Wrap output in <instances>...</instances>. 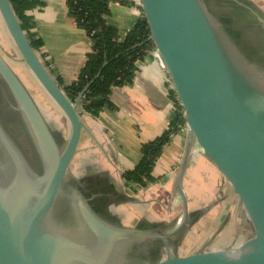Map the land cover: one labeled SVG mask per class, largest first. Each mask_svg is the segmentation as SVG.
I'll return each mask as SVG.
<instances>
[{"label":"water","instance_id":"obj_1","mask_svg":"<svg viewBox=\"0 0 264 264\" xmlns=\"http://www.w3.org/2000/svg\"><path fill=\"white\" fill-rule=\"evenodd\" d=\"M230 1L264 36V14L246 0ZM137 3L186 136L176 174L183 219L168 234H147L160 240L164 256L138 264H264V67L245 55L205 0ZM0 17L30 73L69 124L62 147V136L51 129L0 53V77L33 155V161L27 158L0 120V264H131L127 247L147 230L104 218L80 180L68 178L81 136L79 109L86 88L71 102L32 49L10 0H0ZM194 152L222 178L248 224V235L235 250L181 254L169 245L188 214L181 179Z\"/></svg>","mask_w":264,"mask_h":264},{"label":"crops","instance_id":"obj_2","mask_svg":"<svg viewBox=\"0 0 264 264\" xmlns=\"http://www.w3.org/2000/svg\"><path fill=\"white\" fill-rule=\"evenodd\" d=\"M38 1L39 5L28 13L34 23L33 31L43 43L41 51L50 64L53 77L68 86L84 66L91 51V41L69 15L65 0ZM124 1L126 3H111L110 15L106 19L118 30L121 39L141 21L137 0ZM216 1L213 4L211 0H205L215 16L226 17L232 10V1ZM246 1L264 14V0ZM227 4L229 10L225 11L223 8H228ZM136 66L132 83L113 89L109 99L114 110H104L94 117L80 106L82 129L72 162L76 170L84 172L78 177L83 189L90 181L104 184L99 187L103 192L86 193L94 202L97 200L96 207L107 208L125 227H137L141 223L156 225L161 230L158 234L164 235L178 227L183 219L176 174L185 150L186 136L179 133L164 147L153 170V175L160 178L155 183L137 191L125 183L123 173L141 161V146L161 137L177 112L167 77L153 51L150 50ZM43 95V102L35 101L47 123L54 132L68 136L66 117L47 95ZM45 109L52 112L48 115ZM191 155L193 158L181 179L188 214L180 229L169 238V245L181 254L235 249L247 237L248 224L232 192L208 160L195 152ZM208 233L209 240L212 238L217 242L224 236L233 246L198 249Z\"/></svg>","mask_w":264,"mask_h":264},{"label":"trees","instance_id":"obj_3","mask_svg":"<svg viewBox=\"0 0 264 264\" xmlns=\"http://www.w3.org/2000/svg\"><path fill=\"white\" fill-rule=\"evenodd\" d=\"M65 1L69 15L76 25L86 32L92 45L84 66L72 84L63 86L59 78L54 79L71 102H75L86 88L81 97V106L85 112L97 117L104 110L115 109L109 99L113 89L132 83L137 71V62L143 60L151 50L147 41L148 32L142 21H139L124 39H121L118 30L107 23L110 4L126 3L124 0ZM10 4L32 49L53 76L50 64L41 51L43 43L33 31L34 23L28 14L39 5V1L10 0ZM176 111L168 130L161 137L141 146L140 163L123 173L125 183L133 188V191L146 188L160 179L153 175L156 162L161 157L164 147L183 127L180 114L177 109Z\"/></svg>","mask_w":264,"mask_h":264},{"label":"flooded vegetation","instance_id":"obj_4","mask_svg":"<svg viewBox=\"0 0 264 264\" xmlns=\"http://www.w3.org/2000/svg\"><path fill=\"white\" fill-rule=\"evenodd\" d=\"M241 11L242 9L240 7L233 6L231 10L232 13L229 14L227 13L229 16L227 18L222 19V22L227 26V28L231 30L233 34V38L237 41L238 45H240L245 55H247L254 62V64L261 69V67H264V36L261 33V30L259 29L257 24L253 22L252 19H250ZM14 106H15V102L8 88L6 87L5 83L2 81L0 77V120L10 134L11 131H13L25 137L23 127L19 119L16 117V111L14 110ZM7 123L11 131L7 128ZM12 137L14 138V136ZM24 154L27 156L29 160L33 161V155L31 150H30V154L26 152H24ZM81 183L82 181H80V185ZM72 185L74 186L78 185V182L77 183L72 182ZM102 185L104 184H100L99 181L95 180L93 182L90 181L86 183L85 188H87V190L85 188L83 189L82 185L80 187L85 193L96 192V191H99L98 193H100L103 192V190L99 188ZM96 197L98 199L97 195ZM90 199L92 200V198ZM101 199L103 200L104 198ZM95 202H97V200ZM99 208H100L101 216H103L106 219H109L110 221L119 222L118 219L111 212L107 210V208L105 207L103 208L100 206ZM66 210L67 207L65 206L63 207L62 210L60 209V212ZM139 227L145 228L147 231L145 232V236H143L139 241H136L135 243H131L127 247L126 257L131 264H138L146 260L157 258L156 252H150V254H144L140 247L145 240L149 241L148 237L146 236L147 234L156 235V233H159L161 230L160 229L158 230L156 225L149 226L147 224H142V223L139 224Z\"/></svg>","mask_w":264,"mask_h":264},{"label":"rangeland","instance_id":"obj_5","mask_svg":"<svg viewBox=\"0 0 264 264\" xmlns=\"http://www.w3.org/2000/svg\"><path fill=\"white\" fill-rule=\"evenodd\" d=\"M211 1L213 4L217 2L216 0H211ZM214 6L217 7V5H214ZM227 6H228V4H227ZM223 10H225V11L229 10V6H228V8H223ZM229 13H232V12L229 11L228 14ZM228 14L226 17L225 16H223L222 18L220 17V20L224 19V17L227 18L229 16ZM220 16H222V15L220 14ZM0 53L3 55V57L11 65L12 69L19 76V78L24 83L26 88L29 90V92L31 93L33 98L36 101L38 100L40 103L43 102L42 101V100H44L43 93L45 94V96L47 94L42 89V87L38 84V82L35 80L33 75L30 73L29 69L27 68V66L23 62L22 57L20 56L17 48L15 47L13 41L11 40L1 17H0ZM37 85H38V87H37ZM39 90L42 91V94L40 93L41 91H39ZM45 110L47 111V114H48V112H50V113L52 112V111H49V109H45ZM52 127H53V125H52ZM7 128L8 129L10 128L8 126V123H7ZM9 130L11 131V129H9ZM180 133L185 134L184 127L180 130ZM11 135L14 136L15 140L19 143V145L23 149V151L30 154V148L28 146V143H27L25 137L13 132V131H11ZM175 136H177V135H175ZM61 138H63L61 146L64 147V145H65L64 140H66L67 136H62ZM74 165L75 164L73 162L70 165L68 178L69 177H77L78 178L84 173L81 170H76ZM166 231L168 232L169 229H166ZM153 241L154 240H151V239H149V241L145 240L144 243L140 247L142 252H156L157 258L164 256V251H163V247H162L160 240L154 241V242ZM219 246H230L231 247L233 245H232L231 241L224 236H222V238H218L217 242H215L212 238L209 240V233H208L206 235V237L204 238L203 242L200 244L201 248L198 247V249H210V248H215V247H219ZM155 247H156V250H155ZM159 247H160V249H159ZM234 248L236 249L237 247H234ZM235 249H232V250H235Z\"/></svg>","mask_w":264,"mask_h":264},{"label":"bare ground","instance_id":"obj_6","mask_svg":"<svg viewBox=\"0 0 264 264\" xmlns=\"http://www.w3.org/2000/svg\"><path fill=\"white\" fill-rule=\"evenodd\" d=\"M192 158H193L192 155H190V156H189V160L191 161Z\"/></svg>","mask_w":264,"mask_h":264},{"label":"built area","instance_id":"obj_7","mask_svg":"<svg viewBox=\"0 0 264 264\" xmlns=\"http://www.w3.org/2000/svg\"><path fill=\"white\" fill-rule=\"evenodd\" d=\"M183 128V127H182Z\"/></svg>","mask_w":264,"mask_h":264}]
</instances>
